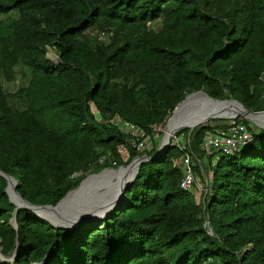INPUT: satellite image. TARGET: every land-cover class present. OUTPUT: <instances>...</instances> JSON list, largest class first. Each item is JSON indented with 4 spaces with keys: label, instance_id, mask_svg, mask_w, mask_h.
<instances>
[{
    "label": "trees",
    "instance_id": "1",
    "mask_svg": "<svg viewBox=\"0 0 264 264\" xmlns=\"http://www.w3.org/2000/svg\"><path fill=\"white\" fill-rule=\"evenodd\" d=\"M263 73L264 0H0V170L17 191L56 205L88 175L150 157L107 220L70 229L26 207L16 229L0 175V264H264V129L208 153L206 131L229 121L214 118L155 157L157 129L189 93L264 110ZM186 154L199 200L181 187Z\"/></svg>",
    "mask_w": 264,
    "mask_h": 264
},
{
    "label": "water",
    "instance_id": "2",
    "mask_svg": "<svg viewBox=\"0 0 264 264\" xmlns=\"http://www.w3.org/2000/svg\"><path fill=\"white\" fill-rule=\"evenodd\" d=\"M264 114L262 111H251L248 110L242 103L231 100V99H217L210 96L204 90H198L189 93L174 109L172 115L169 117L166 127L173 131L172 135L166 137L164 132L163 140L155 157L160 156L172 143V137L175 133L181 129H194L203 125H206L211 119L214 118H236L246 117L252 122H255L260 128L264 129V126L255 120L254 116ZM150 159L149 156L144 155L142 157L134 158L128 165H121L117 169L105 168L97 173H92L85 177L80 185L69 191L56 205L52 204H33L26 200L18 191L19 186L18 181L11 175L6 174L0 170V175L4 176L8 185L6 192L10 197V201L16 205L15 215L13 217V225L18 229L17 225V211L19 208L26 207L32 209L38 216L48 220L55 228L58 229H70L77 228L81 223H87L89 221H105L107 220L112 212L117 209L125 200V191L135 180L136 174L140 170V165L142 162ZM135 167L133 176L130 180H117L113 181L114 176L110 174L105 175V172L113 173L121 168ZM105 188L103 192H99L100 189ZM80 193L78 198L73 202L75 205L71 209V204L67 203L69 195L72 193ZM13 195L16 199L13 198ZM97 203V207L106 206L107 210L100 214L99 216H93L90 213L85 212L76 216L75 220L71 223H67L70 213L75 212L78 208H89L94 209V206H88L89 204ZM47 208L53 209L51 218L40 214L37 209ZM0 257L4 260L5 258L0 249ZM16 255L10 258L14 261Z\"/></svg>",
    "mask_w": 264,
    "mask_h": 264
},
{
    "label": "built area",
    "instance_id": "3",
    "mask_svg": "<svg viewBox=\"0 0 264 264\" xmlns=\"http://www.w3.org/2000/svg\"><path fill=\"white\" fill-rule=\"evenodd\" d=\"M114 122L119 125L122 131L131 137L140 139L139 142H135L140 151L150 148L151 140L141 127L135 123L124 121L120 117H116ZM226 125L224 128L206 131L201 144L203 150L208 153L220 152L223 154H232L243 146H246L251 141L254 131H257L256 128H250L241 119L239 120L237 118L229 119ZM179 147L185 149V145H180ZM216 160L213 162L214 166ZM193 164L192 157L186 154L184 157L185 176L181 181V187L185 190L191 189L196 184L197 176L193 171ZM212 176V173H210L209 181L212 180Z\"/></svg>",
    "mask_w": 264,
    "mask_h": 264
},
{
    "label": "bare ground",
    "instance_id": "4",
    "mask_svg": "<svg viewBox=\"0 0 264 264\" xmlns=\"http://www.w3.org/2000/svg\"><path fill=\"white\" fill-rule=\"evenodd\" d=\"M254 118L258 123H261L264 125V114L256 115V116H254ZM164 130H165L164 132L166 133V137L173 134V131L171 129H168L167 127H165ZM134 170H135V167H130V168H124L123 167L116 172H113V173L105 172L104 174L105 175L110 174V176H114L115 178H118L119 180H122V179L130 180L133 176ZM79 194L80 193L78 192V193H72L71 195H69V197L67 199V203L68 204L73 203L78 198ZM13 198L16 199V197L14 195H13ZM73 205H74V203L71 204V207ZM107 208H109V206L108 207L100 206V207H96L94 209H89V208L88 209H81L80 211L70 213L68 220H66V222L68 221L67 223H71L72 221L75 220L76 216H78L82 213L85 214V212L90 213L93 216L100 215V214L104 213L107 210ZM37 211L40 214L47 216L49 218H51V214L53 213V209H47V208H40V209L38 208Z\"/></svg>",
    "mask_w": 264,
    "mask_h": 264
},
{
    "label": "rangeland",
    "instance_id": "5",
    "mask_svg": "<svg viewBox=\"0 0 264 264\" xmlns=\"http://www.w3.org/2000/svg\"><path fill=\"white\" fill-rule=\"evenodd\" d=\"M48 55H49V57H51L53 60H57V58H58V56H57V54L55 53V51H50L49 53H48ZM238 117H240V116H238ZM208 123H210V124H215V123H213V122H207L206 124H208ZM260 124V126H264L263 124H261V123H259ZM252 127H254V128H256L257 130H259V126L255 123V122H253L252 123ZM164 129L163 128H158L157 129V131H156V144L158 145V146H160L161 145V143H162V140H163V136H164ZM172 142V144H177V145H181V146H183V145H185V141L183 140V137L182 136H176V135H173V137H172V140H171ZM151 147V146H150ZM122 153L125 155V157L127 156V151L125 150V149H123L122 150ZM209 179H210V174H209ZM118 180V178H115L114 177V179H113V181L114 182H116ZM203 186H204V184H203V181L201 180V178H199V177H197V180H196V184L192 187L193 188V191H194V194H195V198L197 199V200H199V197H200V195H201V193H202V189H203ZM106 191V189L105 188H103V189H100L99 190V192H103V191ZM74 205H75V203H74ZM73 205V206H74ZM71 207V209H73L74 207ZM88 206H95L94 208H96L97 207V203H92V204H89ZM81 209H88V208H85V207H82V208H78L75 212H77V211H80ZM99 216V215H98Z\"/></svg>",
    "mask_w": 264,
    "mask_h": 264
},
{
    "label": "clouds",
    "instance_id": "6",
    "mask_svg": "<svg viewBox=\"0 0 264 264\" xmlns=\"http://www.w3.org/2000/svg\"><path fill=\"white\" fill-rule=\"evenodd\" d=\"M236 118H238V117H236ZM230 119H232V118H230Z\"/></svg>",
    "mask_w": 264,
    "mask_h": 264
}]
</instances>
